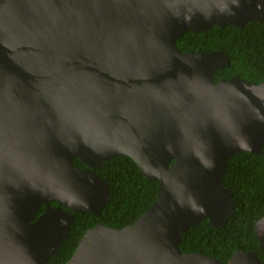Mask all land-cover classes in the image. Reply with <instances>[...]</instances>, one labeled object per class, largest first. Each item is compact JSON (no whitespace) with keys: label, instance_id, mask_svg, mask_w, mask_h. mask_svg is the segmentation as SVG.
<instances>
[{"label":"water","instance_id":"1","mask_svg":"<svg viewBox=\"0 0 264 264\" xmlns=\"http://www.w3.org/2000/svg\"><path fill=\"white\" fill-rule=\"evenodd\" d=\"M251 20L264 24V0H0V264H46L71 211L101 216L112 188L97 169L118 155L159 181L157 199L89 228L63 264H262L180 248L200 221L231 218L227 161L263 153L264 80L215 81L231 57L177 41ZM255 232L264 244V216Z\"/></svg>","mask_w":264,"mask_h":264},{"label":"trees","instance_id":"2","mask_svg":"<svg viewBox=\"0 0 264 264\" xmlns=\"http://www.w3.org/2000/svg\"><path fill=\"white\" fill-rule=\"evenodd\" d=\"M183 52L223 50L231 66L217 69L215 81L239 74L250 83L264 80V24L255 20L244 27L213 25L206 31L190 30L177 41ZM78 167H86L79 159ZM112 188L110 201L101 216L71 211L75 216L68 237L46 264H63L75 251L84 233L98 222L122 228L137 220L157 199L159 181L146 178L129 156L118 155L97 169ZM224 185L233 193L235 210L228 223L216 228L208 219L191 227L182 238L183 252H199L227 263L238 250L255 251L264 264V244L255 232L256 222L264 216V149L261 154L238 152L229 157ZM58 206L57 201L51 202ZM45 205H42V213Z\"/></svg>","mask_w":264,"mask_h":264},{"label":"flooded vegetation","instance_id":"3","mask_svg":"<svg viewBox=\"0 0 264 264\" xmlns=\"http://www.w3.org/2000/svg\"><path fill=\"white\" fill-rule=\"evenodd\" d=\"M86 165V164H85ZM85 168V167H84Z\"/></svg>","mask_w":264,"mask_h":264}]
</instances>
